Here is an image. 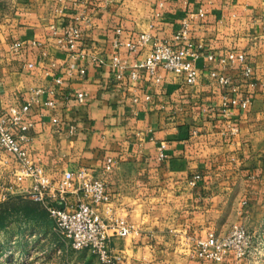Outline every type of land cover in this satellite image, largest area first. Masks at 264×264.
Listing matches in <instances>:
<instances>
[{
  "label": "crops",
  "instance_id": "0c3cea01",
  "mask_svg": "<svg viewBox=\"0 0 264 264\" xmlns=\"http://www.w3.org/2000/svg\"><path fill=\"white\" fill-rule=\"evenodd\" d=\"M185 21L186 44L201 47L196 84L186 85L180 76L162 72L157 82L146 70L133 69L156 39H171ZM71 26L80 29L83 41L75 52L96 54L103 64L73 62L58 45L57 37ZM8 33H0L5 53L0 60V105L34 100L32 156L53 177L82 165L94 171L107 158L114 166L139 162L143 173L150 174L144 178L151 180L141 181L144 192L138 203H153L154 210L140 211L138 221L144 228L132 232L129 240L113 238L109 246L121 253L123 264H201L190 260L188 248L196 235L211 230V215L221 213V171L242 173L241 164L250 152L245 138L248 115L264 84V0H61L42 19L33 18ZM142 33L152 39L143 48L129 50ZM116 38L127 66L121 80L110 66ZM12 41H20L22 47L8 55ZM228 51L244 53L246 64L222 67L207 59ZM245 65L251 68L249 79L242 75ZM83 66L87 70L81 76ZM214 72L228 78V85H218ZM55 75L61 85L54 84ZM37 90L42 93L37 95ZM79 91L87 93L82 105L73 97ZM50 98L56 102L54 108L46 107ZM225 98H249L250 105L245 110L229 105L224 116ZM161 145L166 158L160 161ZM245 172L254 177L255 170ZM195 174L200 179L192 186L189 181ZM128 199L123 197L121 203ZM74 200L69 195L68 201ZM117 201L112 204L115 215Z\"/></svg>",
  "mask_w": 264,
  "mask_h": 264
},
{
  "label": "built area",
  "instance_id": "2783aa9c",
  "mask_svg": "<svg viewBox=\"0 0 264 264\" xmlns=\"http://www.w3.org/2000/svg\"><path fill=\"white\" fill-rule=\"evenodd\" d=\"M61 0H57L60 2ZM121 30H117L120 35ZM152 38L145 33L139 34L135 42L129 44L131 51L143 48ZM189 40V25L183 22L171 39L153 42L152 49L147 56L133 65V69H144L155 77L157 82L163 79L160 73L180 76L186 85L192 86L199 80V70L196 60L200 49L191 48L186 43ZM57 43L67 50L73 62L88 59L91 63L103 64L104 60L96 54H83L75 52V48L82 45L80 29L74 26L68 27L62 36L57 37ZM1 44V43H0ZM118 38L113 41L114 53L110 59V66L116 71V79L121 80L127 69L125 61L118 50L121 46ZM6 54L15 55L22 47L20 41H12L7 45ZM94 48V49H93ZM94 51H98L93 47ZM5 58V53L0 47V60ZM209 61H217L222 67L228 64H246L244 53L228 51L215 58L207 56ZM29 69L33 64H27ZM86 67H80L79 74H86ZM244 78L249 79L251 68L245 65L242 70ZM133 79L137 72L133 71ZM214 81L220 86H227L229 79L221 73L212 74ZM55 85H61L59 75L53 77ZM37 95L42 90L35 92ZM50 96L54 94L51 90ZM70 96H65L69 98ZM78 104L82 105L87 93L79 91L73 95ZM30 101L10 104L7 108L0 105V204L13 196H25L31 201L45 207L49 217L54 222L58 232L69 241L74 250H89L99 260L100 264H114L116 257L109 244L115 237H126L133 230V226L114 213L112 195L109 192L107 182L95 176L89 169L82 168L76 171L65 170L58 177H53L40 159L32 156L30 145L32 141L31 130L33 123L30 121V109L33 103ZM46 107L54 108L56 102L48 99ZM229 105L232 108L245 110L250 105L249 98H233L223 101L224 116L228 114ZM69 133L72 135L73 127ZM164 145H161L158 160H164ZM114 167L111 158H107L103 169L109 172ZM200 179V174L193 175L189 184L195 186ZM69 195L74 196L73 203L68 201ZM247 232L244 227L234 225L227 236L219 237L214 232H209L204 238L196 239L191 247L195 257L219 263L232 256L242 259L246 254Z\"/></svg>",
  "mask_w": 264,
  "mask_h": 264
},
{
  "label": "rangeland",
  "instance_id": "374dc122",
  "mask_svg": "<svg viewBox=\"0 0 264 264\" xmlns=\"http://www.w3.org/2000/svg\"><path fill=\"white\" fill-rule=\"evenodd\" d=\"M56 4L57 0H0V33H8L33 18L42 19L51 5ZM255 101L248 115L250 127L245 138L248 139L250 152L246 159L242 158L243 172L234 173L229 168L221 171V213L211 215L210 222L214 225L207 232L222 237L227 236L234 225L244 227L248 236L246 254L242 259L229 256L219 263L199 259L201 264H264V84ZM229 163V160L223 162L225 166ZM103 166L102 163L101 167L92 171L82 165L73 168V171L86 168L95 176L102 177L107 182L113 201L120 200L116 204V216L132 225L134 231L144 228L138 221L140 211L147 209L146 213H152L154 204L139 205L138 198L144 192L141 181H150L144 178L150 174L143 173V167L137 161L119 164L109 172H104ZM248 169L255 170L253 178L245 172ZM123 197L129 198L124 204L121 203ZM207 233L192 239L188 248L190 260H198L191 247L196 239L204 238ZM131 237L132 232L119 238L129 240ZM111 251L116 257L114 264H123L121 253ZM0 264L100 263L91 251L71 247L58 232L43 205L19 196L0 204Z\"/></svg>",
  "mask_w": 264,
  "mask_h": 264
},
{
  "label": "trees",
  "instance_id": "16d2710c",
  "mask_svg": "<svg viewBox=\"0 0 264 264\" xmlns=\"http://www.w3.org/2000/svg\"><path fill=\"white\" fill-rule=\"evenodd\" d=\"M17 197H19V196H13V197H10L8 200H11V199H15V198H17ZM7 200V201H8ZM33 202V201H32ZM35 203V202H34Z\"/></svg>",
  "mask_w": 264,
  "mask_h": 264
}]
</instances>
